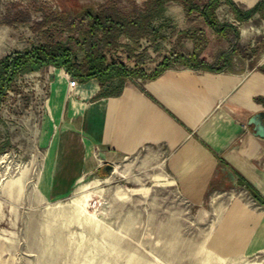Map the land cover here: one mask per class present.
Returning a JSON list of instances; mask_svg holds the SVG:
<instances>
[{
	"label": "rangeland",
	"instance_id": "374dc122",
	"mask_svg": "<svg viewBox=\"0 0 264 264\" xmlns=\"http://www.w3.org/2000/svg\"><path fill=\"white\" fill-rule=\"evenodd\" d=\"M105 1L0 0V59L61 41L82 61V52L68 43L71 35L78 38L77 32L71 34L56 19L76 22L82 10ZM114 1L129 12L132 3L141 7L145 0ZM168 11L188 20H156L153 27L163 39L149 37L138 44L122 39L117 50L107 53L108 63L140 68L146 75L164 59H170L166 68L184 66L176 54L181 53L179 43L188 39L183 35L197 29L196 14L186 15L176 2L164 6L163 12ZM257 12L263 20L257 31L241 39L236 30L242 25L224 22L230 26L227 38L207 40L206 45L213 41L217 48L214 54L206 51L210 64H205L213 71L246 72L249 56L264 53V5ZM194 45L192 53L199 59L206 45ZM59 70L64 71L47 64L19 73L0 95V264H264V252L245 254L220 238L209 199L204 206L188 203L164 166L143 165L140 159L138 166L108 164L109 173L101 167L66 193H50L55 136L50 97L52 73Z\"/></svg>",
	"mask_w": 264,
	"mask_h": 264
},
{
	"label": "crops",
	"instance_id": "0c3cea01",
	"mask_svg": "<svg viewBox=\"0 0 264 264\" xmlns=\"http://www.w3.org/2000/svg\"><path fill=\"white\" fill-rule=\"evenodd\" d=\"M220 1L215 10L220 24L242 25L236 30L241 39L257 31L263 21L257 11L240 19ZM232 1L248 13L257 0ZM166 19L188 20L170 11L160 18ZM193 20L204 46L210 37L228 36L218 35L198 14ZM212 42L199 52L207 64L206 51L217 50ZM181 45V54L198 46L189 38ZM249 57V70L240 74L165 68L154 78L126 79L116 96L104 94L107 86L96 79L70 89L66 72L52 73L50 193L64 194L108 164L138 166L140 159L143 165L164 166L191 205L204 206L209 199L220 238L245 254L264 252V137L248 125L252 116L264 113V53Z\"/></svg>",
	"mask_w": 264,
	"mask_h": 264
},
{
	"label": "trees",
	"instance_id": "16d2710c",
	"mask_svg": "<svg viewBox=\"0 0 264 264\" xmlns=\"http://www.w3.org/2000/svg\"><path fill=\"white\" fill-rule=\"evenodd\" d=\"M169 2L180 4L186 15L198 14L218 35L225 36L229 25H221L216 16L215 10L219 0H145L141 7L132 3L131 11L126 12L120 9L114 0H107L99 4L95 9L86 8L77 15V21H67L61 17L57 20L59 26L67 29L71 34L77 32L78 38L73 35L68 38V43L74 45L82 52L83 60L76 61L73 47L64 45L61 41L48 42L32 47L25 52L13 53L0 59V95L6 89L9 82L19 73L28 72L41 66L52 64L63 68V70L78 82L89 79H96L100 86H107L104 94L119 95L124 81L130 77L154 78L164 70L170 59H164L162 63L150 74L146 75L140 68L128 69L118 62L107 61V53L117 50L121 40L126 39L130 43L138 44L140 40L152 37L162 39L159 29L153 27V23L162 18L164 6ZM233 12L240 19H246L249 15L264 5V0L248 13L239 10L231 0H226ZM194 43L205 44V38L197 32L183 35ZM181 46V43H179ZM129 52H132L129 50ZM176 59L182 65L192 68H204L213 71L214 68L198 59L195 53L176 54ZM116 79V85L111 82ZM250 193L257 198V194L250 190Z\"/></svg>",
	"mask_w": 264,
	"mask_h": 264
},
{
	"label": "water",
	"instance_id": "95a60500",
	"mask_svg": "<svg viewBox=\"0 0 264 264\" xmlns=\"http://www.w3.org/2000/svg\"><path fill=\"white\" fill-rule=\"evenodd\" d=\"M262 121H264V113L260 112L256 115L252 116L250 120L248 121V125L253 126V130L255 132V135L264 137V125L262 124ZM112 170V167L110 165L105 166V171L109 173Z\"/></svg>",
	"mask_w": 264,
	"mask_h": 264
},
{
	"label": "built area",
	"instance_id": "2783aa9c",
	"mask_svg": "<svg viewBox=\"0 0 264 264\" xmlns=\"http://www.w3.org/2000/svg\"><path fill=\"white\" fill-rule=\"evenodd\" d=\"M67 81H68V87L71 89L73 87H75L78 83V81L74 78H71L69 75H67ZM244 128H246V126L243 125Z\"/></svg>",
	"mask_w": 264,
	"mask_h": 264
},
{
	"label": "bare ground",
	"instance_id": "6f19581e",
	"mask_svg": "<svg viewBox=\"0 0 264 264\" xmlns=\"http://www.w3.org/2000/svg\"><path fill=\"white\" fill-rule=\"evenodd\" d=\"M86 186H87V185H85V186H82V187H80L79 189H81V190H82V189H83L84 187H86Z\"/></svg>",
	"mask_w": 264,
	"mask_h": 264
}]
</instances>
